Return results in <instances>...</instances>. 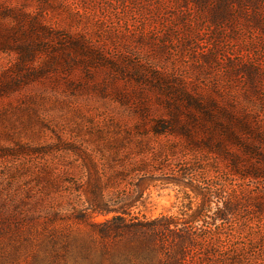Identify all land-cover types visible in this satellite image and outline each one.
<instances>
[{
  "label": "rangeland",
  "instance_id": "374dc122",
  "mask_svg": "<svg viewBox=\"0 0 264 264\" xmlns=\"http://www.w3.org/2000/svg\"><path fill=\"white\" fill-rule=\"evenodd\" d=\"M20 20H34L50 30L42 42L66 62L54 63L58 68L54 74L0 99V110L9 109V120L3 124L13 138L20 137L21 145L31 135L24 128L29 115L22 109L32 108V147L41 150L0 159V192L22 191L27 184L39 189L34 176L44 169L63 174L64 183L61 191L48 196L40 197L36 191L23 194L29 204L41 199L34 213L23 205L14 210V219L0 224V264H139L165 259L161 252L135 254L120 244L103 243L89 226L74 223L66 211L60 214L68 206L70 192L77 195L79 187L84 190L92 184L86 169L90 161L64 148L78 135L88 140L92 125L108 124L133 136L140 122L134 109L140 103L121 97L133 92L149 97L144 134L157 119H170L173 106L158 100L165 89L221 94L247 108L264 127V0H0V76L10 72L17 60L15 51L2 48L8 42L15 45L7 33L22 26ZM74 41L84 43L86 52L72 49ZM47 57L38 53L33 66ZM3 143L16 145L15 139ZM150 143L156 148L170 143L180 148L183 138L151 136ZM183 154L178 157L187 159ZM6 174L15 180L8 184ZM216 178L229 179L226 192L249 185L229 178L225 162L201 180L211 184ZM145 199V206L136 212L148 219L181 213L180 195L173 186L153 188ZM252 209L242 207L236 213L242 220L264 223V212ZM256 251L259 264H264V253Z\"/></svg>",
  "mask_w": 264,
  "mask_h": 264
},
{
  "label": "trees",
  "instance_id": "16d2710c",
  "mask_svg": "<svg viewBox=\"0 0 264 264\" xmlns=\"http://www.w3.org/2000/svg\"><path fill=\"white\" fill-rule=\"evenodd\" d=\"M20 21L22 26L7 33L15 40V45L8 42L2 48L6 52L15 51L17 60L10 72L0 76L1 100L54 74L58 70L54 63L66 62L42 42L50 30L40 28L34 20ZM20 21L16 25H20ZM71 46L82 54L86 52L80 41L72 42ZM63 49L62 53L68 55V50ZM41 52L48 55V59L35 67L33 63ZM162 92L158 100L173 106L170 119H157L145 134L143 123L150 112L149 97L140 92L121 94L122 99L137 98L140 103L134 109L140 122L133 136L129 131L121 133L108 124L92 125L88 140L78 135L69 148H64L90 161L86 169L92 184L84 190L79 187L77 195L70 192L68 206L62 208L60 214L66 211L74 223L89 226L103 243L120 244L135 254L161 252L166 255L165 259L142 260L139 264H259L256 255L260 252L256 249L264 253V223L242 220L236 212L242 207L264 212V193L259 192L264 188L259 186V182L264 183V127L247 108L235 105L221 94L214 97L187 90ZM30 101L35 103L34 98ZM27 107L22 109L29 115L24 128L31 135L23 145L20 137L13 138L14 133L3 124L9 120V109L0 110V159L41 153L32 147L31 139L35 135L30 125L35 116L31 115L32 108ZM182 110L183 116H180ZM138 135L144 138L138 139ZM151 136L182 137L183 147L160 143L162 145L156 148L150 143ZM9 139H15L14 147L3 143ZM86 143L95 147L90 148ZM182 152L187 159L178 157ZM173 160V164L168 163ZM220 162H225L229 178L238 184L248 183V187L226 192L229 179L216 178L211 184L204 183L202 177ZM193 176L199 177L198 180ZM62 177L61 173L44 169L34 176L39 189L22 184V191L13 188L14 191L0 192V224L14 219V210L23 205L34 213L41 198L36 197L29 204L23 194L36 191L34 194L40 197L48 196L60 186L62 189ZM5 179L7 177L2 178ZM8 180L10 184L15 179L9 176ZM165 186L177 188L182 204L179 216L148 219L142 211L136 212L145 206L147 191ZM48 220L52 221L53 216Z\"/></svg>",
  "mask_w": 264,
  "mask_h": 264
}]
</instances>
